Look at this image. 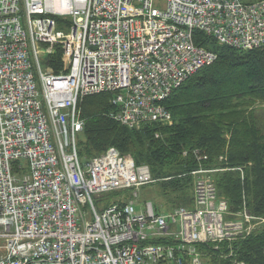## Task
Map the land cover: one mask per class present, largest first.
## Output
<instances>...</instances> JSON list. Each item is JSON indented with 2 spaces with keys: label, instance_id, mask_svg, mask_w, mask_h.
Returning a JSON list of instances; mask_svg holds the SVG:
<instances>
[{
  "label": "built area",
  "instance_id": "1",
  "mask_svg": "<svg viewBox=\"0 0 264 264\" xmlns=\"http://www.w3.org/2000/svg\"><path fill=\"white\" fill-rule=\"evenodd\" d=\"M154 2L0 0V264H146L162 249L139 240L169 221L180 223L183 243L229 236L233 226L209 208L158 216L148 205L136 215L126 202L99 211L96 194L150 182V173L114 148L85 164L79 156L83 97L126 91L114 118H157L166 112L159 101L213 57L193 43V28L245 48L264 39V0ZM57 16L71 17L69 32ZM59 45L62 68L43 67ZM212 194L199 185L198 203Z\"/></svg>",
  "mask_w": 264,
  "mask_h": 264
},
{
  "label": "trees",
  "instance_id": "2",
  "mask_svg": "<svg viewBox=\"0 0 264 264\" xmlns=\"http://www.w3.org/2000/svg\"><path fill=\"white\" fill-rule=\"evenodd\" d=\"M195 41L215 51L217 58L165 99L174 124L129 128L110 116L111 94L86 96L79 103L86 119L80 155L116 146L137 163L149 164L155 178H165L163 189L176 195L180 191L179 196L193 189L191 172L200 163L220 169L211 176L229 209L237 213L246 204L251 214L264 217V45L239 50L198 31ZM49 65L59 71L60 51L50 57ZM198 156L207 159L198 161ZM198 249L209 264H264V224L245 237L198 244Z\"/></svg>",
  "mask_w": 264,
  "mask_h": 264
},
{
  "label": "rangeland",
  "instance_id": "3",
  "mask_svg": "<svg viewBox=\"0 0 264 264\" xmlns=\"http://www.w3.org/2000/svg\"><path fill=\"white\" fill-rule=\"evenodd\" d=\"M155 5L158 8L164 9L166 6V0H156ZM71 23H72V19L70 17L68 18L57 17V29L64 31L65 33L70 31ZM41 62L43 67L47 66V58L42 59ZM33 63H34V72L38 82V87L42 91V88L39 83V75L34 57H33ZM256 106L257 108H259L260 104H257ZM90 157L91 155L85 157L84 159H82V161H85ZM20 163L26 166V170L29 171V162L27 159H20ZM176 193L178 195L164 190L161 182L146 184L142 186V188H140V190L138 191V197L136 198V208L139 211V209L144 207L145 203L149 201H151L154 204L155 209L157 211H172L174 207H185L190 210L195 208L193 189L189 192H185L184 194L181 193V196H179L180 191H177ZM129 195H130V191L128 190L114 191L111 192L108 201L109 203H116L118 201L125 202ZM122 197H126V198H122ZM238 218L239 216L237 215V213L227 212L224 214V220H232Z\"/></svg>",
  "mask_w": 264,
  "mask_h": 264
},
{
  "label": "bare ground",
  "instance_id": "4",
  "mask_svg": "<svg viewBox=\"0 0 264 264\" xmlns=\"http://www.w3.org/2000/svg\"><path fill=\"white\" fill-rule=\"evenodd\" d=\"M24 168L26 169V166H24ZM29 170H30V166H29Z\"/></svg>",
  "mask_w": 264,
  "mask_h": 264
},
{
  "label": "crops",
  "instance_id": "5",
  "mask_svg": "<svg viewBox=\"0 0 264 264\" xmlns=\"http://www.w3.org/2000/svg\"><path fill=\"white\" fill-rule=\"evenodd\" d=\"M152 171V170H151ZM162 184V183H161ZM162 187L164 188L163 184H162Z\"/></svg>",
  "mask_w": 264,
  "mask_h": 264
}]
</instances>
